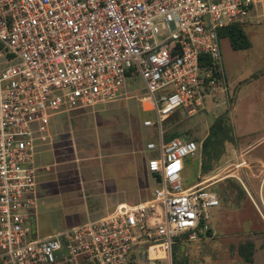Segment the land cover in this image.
I'll list each match as a JSON object with an SVG mask.
<instances>
[{"label": "built area", "instance_id": "1", "mask_svg": "<svg viewBox=\"0 0 264 264\" xmlns=\"http://www.w3.org/2000/svg\"><path fill=\"white\" fill-rule=\"evenodd\" d=\"M253 19L264 22V0H0V264H130L134 255L141 264L143 248L147 264H174L177 236L210 233L219 193L183 186L199 147L165 142L163 123L180 108L205 110L208 98L229 101L220 38ZM138 76L142 109L155 114L144 127L159 136L146 145L152 198L39 237L35 158L51 119L115 102Z\"/></svg>", "mask_w": 264, "mask_h": 264}, {"label": "rangeland", "instance_id": "2", "mask_svg": "<svg viewBox=\"0 0 264 264\" xmlns=\"http://www.w3.org/2000/svg\"><path fill=\"white\" fill-rule=\"evenodd\" d=\"M240 26L249 41L248 49L236 51L227 36L220 38L221 70L229 89V101L220 95L219 105H215L208 98L205 110L188 114L180 108L168 119L171 122L168 131L188 132L180 139L195 140L201 147L212 123L227 112L235 138L233 144H226L224 153L219 161L213 162L208 174L203 173L201 152L187 163L183 172L185 187L199 181L220 196V206L211 210V236L209 233L198 234L196 241L189 242L188 233H184L175 239L183 252L180 258L190 262L244 264L239 247L252 242L253 255L258 258L256 264H264V22L253 19ZM4 66L0 57V70ZM125 92L126 95L115 102L51 119L63 130L59 145L55 146V141L49 139L47 148L39 151L35 158L40 168L39 237L69 230L90 220L86 215L91 214L97 197L91 183L100 175L103 184L104 175L108 173L110 179L118 173L114 171L116 168L108 165V155L117 156L114 159L132 156L128 172L133 171L138 178L144 176L142 171L147 172L141 167V159L145 158L147 162L149 154L145 147L149 142L157 144L159 136L155 127L144 128L142 124L145 119L154 121L155 114L142 112L139 99L146 91L139 76L128 81ZM145 104L149 106L148 101ZM50 134H53L52 128ZM125 163L118 164L124 169ZM129 176L130 181L134 179L132 174ZM228 179L238 186L229 184ZM151 186L157 185L151 181ZM224 193L227 194L225 198ZM141 252V264H147L146 248ZM139 262L140 257L134 255L130 264Z\"/></svg>", "mask_w": 264, "mask_h": 264}, {"label": "crops", "instance_id": "3", "mask_svg": "<svg viewBox=\"0 0 264 264\" xmlns=\"http://www.w3.org/2000/svg\"><path fill=\"white\" fill-rule=\"evenodd\" d=\"M145 96H146V93H145ZM142 112H143V114H148L151 111H142ZM68 114H70V113H66L65 115H68ZM58 115H60V114H58ZM146 120H148V119H145L144 121H146ZM144 121L142 124L143 127H144ZM50 126H52V127H50V129L52 128V132H53V134L51 136L52 142L55 141V143H56L55 146H57V145H59V143L61 141L62 130H63L62 126L61 125L55 126L54 121H53V123L51 121ZM144 128H146V127H144ZM70 131L73 132V130H70ZM53 136H54L55 140H53ZM163 139H164V137H163ZM174 139H176V138H174ZM177 139H180V138H177ZM187 140H191V139H185L184 141H187ZM164 141H165V139H164ZM165 142H169V141H165ZM46 148L47 147L42 148L41 151H44V149H46ZM50 149L52 150V148H50ZM145 149H146V147H145ZM145 151H146V153H148L147 149ZM198 154H199V150H198L197 155L194 158H187L185 160V163H184L185 166H184L183 172L186 169L187 163L190 160H195V158L198 157ZM116 157H113L112 155H108V157H106V158L111 159V160L109 159V161H107V163H109L108 164L109 166L111 165L110 167L116 168L114 171L118 172V173L111 176L110 179H108L109 178L108 173H107V176L104 175L105 182L103 184H101L102 181H100L101 179H99L100 175L96 176L94 178V182L91 183V186L93 187L92 191L97 197L95 199L96 204L93 205L91 214L87 213V215H86V217L88 219H90L89 221L97 220V219H100L102 217L107 216L108 214L112 213L121 204L136 205L139 203L146 202L152 198L153 192H154L155 188L157 187L156 186L153 188L151 186V181H154L155 183H156V181H155L154 177L148 171V160L146 162L144 160L145 158L141 159L142 169L147 170V172L142 171L144 173V176L142 174V176L141 177L139 176V178H138V176H137L138 174L136 175L132 171L131 174L133 175L134 179H131V181H130L129 177H131V176H129V175H131V174H130V172H128V167H129V164L131 162H133V157L126 155L122 159H121V156H120V159H114ZM147 158H149V157L147 156ZM121 161L127 162V163H125L124 169H123L122 164L121 165L118 164ZM123 170H125V171L123 172ZM183 172H182V183L184 186ZM130 182L133 184L130 185ZM156 185H157V183H156ZM194 185H192V186H194ZM192 186H188V187L184 186V187L189 188ZM131 193H134L135 196L131 197L130 196ZM101 196L103 197V199L100 198ZM36 230H37V220H36ZM37 233H38V230H37ZM209 234L211 236L212 232H210ZM50 235H52V234H48V236H50ZM176 244H178V243H176ZM257 259H258L257 256L254 255L252 262H250V263L245 262L244 264H256ZM173 261H174V259H173ZM191 262H193V261H191ZM199 262H201V261H199ZM202 263H205V262H202Z\"/></svg>", "mask_w": 264, "mask_h": 264}, {"label": "trees", "instance_id": "4", "mask_svg": "<svg viewBox=\"0 0 264 264\" xmlns=\"http://www.w3.org/2000/svg\"><path fill=\"white\" fill-rule=\"evenodd\" d=\"M222 35L229 38L232 48L236 51L246 50L250 47L249 41L243 31V28L239 25H234L226 28L222 32ZM183 113L188 112L184 111ZM171 116L168 119H170ZM168 119H166L163 123V137L165 141H170L174 138H180L182 135L188 134V132L181 134L176 130H174L173 132L168 131L167 128L171 126V122ZM234 142L235 138L233 129L227 118V112H225L215 119V121L210 126L208 135L203 140L201 147L198 146L199 153L201 152L203 158L202 169L204 174H208L210 171H212L213 162L219 161L222 154L224 153L226 144H233ZM228 183L232 186H238L236 185L235 181L231 179H228ZM238 188L242 193L244 192V190L241 189L240 185ZM242 193L239 194L241 195ZM226 195V193L222 194L223 198H225ZM253 250L254 244L252 242H246L244 245H241L239 247V253L245 262H252L254 256ZM180 257H183V252H181V245L176 244L173 251L174 264H189V260Z\"/></svg>", "mask_w": 264, "mask_h": 264}]
</instances>
